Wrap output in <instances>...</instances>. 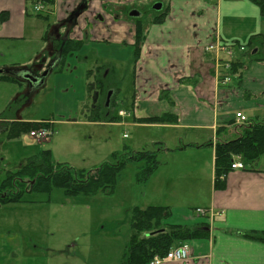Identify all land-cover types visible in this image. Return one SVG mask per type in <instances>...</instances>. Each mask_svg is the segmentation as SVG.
<instances>
[{
	"label": "crops",
	"instance_id": "0c3cea01",
	"mask_svg": "<svg viewBox=\"0 0 264 264\" xmlns=\"http://www.w3.org/2000/svg\"><path fill=\"white\" fill-rule=\"evenodd\" d=\"M39 1L0 0V14L9 13L8 21H0V70L30 67L37 57L38 61H48L53 55H62L49 84L53 80L56 90L71 92L78 83L72 67L91 54V49H97L99 55L108 52L117 63L135 61L133 88L122 99L124 111L133 119L130 125H143L135 121L139 118L173 116L177 123L153 125L171 128L178 135L187 131L192 138L183 144L178 136L174 149L157 142L164 149L159 154L168 160L202 158L207 166L209 188L201 200L188 197L183 203L178 196L174 202L155 205L170 209L165 224L207 233L187 241L191 253L188 260L166 264H264V243L249 238L264 232V154L245 170L231 171L224 189L217 190L214 184L217 142L236 139L243 127L236 113H243L249 121L264 120V51L256 49L250 57L249 50L236 49L234 56L228 57L217 50H204L211 43L238 48L257 35L264 38L261 9L250 0H87L90 10L65 38L67 28L58 29V25L86 0H54L53 12L45 17L35 12ZM157 4L162 5L159 11L153 9ZM133 11L141 13L142 24H146L145 39L139 46L136 35L141 23L130 16ZM226 59L241 62V67L239 72L233 70L231 85L221 86L218 61ZM19 91L16 80L0 78V114ZM120 93L117 87L112 105L121 100ZM85 98L82 94L80 103L85 104ZM107 115L115 117L111 110ZM31 119L28 113L22 118L33 123L54 121ZM4 124L0 119V128ZM191 144L195 146L187 147ZM194 172L191 169L192 179ZM184 174H178L174 181ZM195 208L217 214L203 217Z\"/></svg>",
	"mask_w": 264,
	"mask_h": 264
},
{
	"label": "rangeland",
	"instance_id": "374dc122",
	"mask_svg": "<svg viewBox=\"0 0 264 264\" xmlns=\"http://www.w3.org/2000/svg\"><path fill=\"white\" fill-rule=\"evenodd\" d=\"M91 51L80 58L77 67H72L73 77L78 81L72 89L74 93L56 90L52 80L48 92L37 95L26 111L31 120H54L51 139L37 140L29 131L10 141L7 131L0 128V183L9 171H16L27 159L45 150L52 152L56 163L88 173L104 163H116L115 157H121L128 149L154 151L158 149L157 142L174 149L178 136L183 144H188L192 135L187 131L178 135L176 130L162 125L132 126L133 119H118L125 106L122 99L133 88L135 61L117 63L108 52L99 55L97 49ZM101 65L110 69L104 84L120 87L122 92L121 100L110 108L115 116L111 125L94 119L99 114L105 118L107 108L101 95L97 108L93 109L92 88L98 91L101 88L94 85L98 74L91 75V71ZM82 94L86 97L85 104L80 103ZM242 132L243 127L239 135ZM158 161L160 172L154 173L156 176L148 181V186L137 180L144 164L140 162L126 167L113 194L101 192L93 197L69 198L62 190H56L51 195H28L22 203L1 205L0 264H122L129 251L132 208L174 202L178 196L183 203L188 197L198 201L209 188L205 159L168 160L158 153ZM191 169L196 170L195 179ZM183 172L184 178L174 181Z\"/></svg>",
	"mask_w": 264,
	"mask_h": 264
},
{
	"label": "trees",
	"instance_id": "16d2710c",
	"mask_svg": "<svg viewBox=\"0 0 264 264\" xmlns=\"http://www.w3.org/2000/svg\"><path fill=\"white\" fill-rule=\"evenodd\" d=\"M258 6L264 15V0H250ZM46 8V13L53 12L54 0H42ZM46 14V15H47ZM45 17V15H39ZM48 17V16H46ZM9 13L0 14L2 23L8 21ZM144 19H139L137 26L136 45L139 46L145 39L146 24ZM161 19L158 20L160 22ZM241 45V44H240ZM248 55H251L256 49L264 51V38L260 35L252 37L246 43ZM264 59V58H263ZM232 71L239 72L241 62L232 64ZM105 67H98L96 71H91V75L100 73ZM98 77V75H97ZM2 79L15 81L13 77L0 75ZM103 88V85H99ZM94 88H92V91ZM97 106V105H96ZM10 107V106H9ZM9 107L0 114V119L8 118L7 111ZM97 108V107H96ZM109 109L102 118L100 114L94 118L97 122L107 123L113 120L107 115ZM136 122L142 124H172L178 120L173 116L139 118ZM50 127L48 123H14L8 129V139L16 140L21 134ZM154 151L134 152L129 150L115 157L116 163H104L97 170L77 171L75 168L64 164L56 163L52 157L51 151H45L34 158L29 165L18 172H8L0 183V206L8 204H18L24 201L28 195L45 194L51 195L56 190H62L67 197L87 196L93 197L103 192L113 194L119 182L122 180L123 171L127 166L143 162V166L137 173V180L141 184L148 183L154 173L160 167L158 153L162 149L161 144ZM195 144L188 145L193 147ZM264 154V120H252L243 125V132L234 140L220 141L215 149V179L214 184L217 190L226 187V178L222 177L232 171L233 157L240 156L248 165L257 160ZM42 171L43 174L36 178V172ZM36 179L34 185L31 181ZM28 180V182H27ZM170 216V209L165 206H148L146 208L134 207L131 210L130 218V244L127 258L122 264H150L155 257H164L170 249L185 242L207 236V233L198 228H187L182 226H169L164 224ZM249 238L264 243V232L252 235Z\"/></svg>",
	"mask_w": 264,
	"mask_h": 264
},
{
	"label": "flooded vegetation",
	"instance_id": "af4514ba",
	"mask_svg": "<svg viewBox=\"0 0 264 264\" xmlns=\"http://www.w3.org/2000/svg\"><path fill=\"white\" fill-rule=\"evenodd\" d=\"M134 13H138L137 11H133L132 13H130V16ZM140 16H141V13H139ZM140 16L139 17H135V18H138L140 19ZM132 17V16H131ZM57 56L59 55H53L50 60H40V61H37L35 63L36 66L38 65H42L44 64V68L41 70V73H43L47 67V65L51 62V60H54ZM48 59V58H47ZM104 66V65H103ZM102 66V67H103ZM103 75L102 77H100V73H98V77H97V81L95 82V86L97 85H103V88L100 89V91H96L98 93V98L95 96V93L94 92V99H97L96 102H98V99H99V96L101 97V95H103L104 97V102L107 106V103H108V97L109 95H111L109 97L110 99V104L112 105V102H113V98H114V94L116 93V89H117V86H114V85H110V84H104V81L107 79V76L108 74L110 73V69L108 67H105L103 70ZM16 78V77H15ZM19 79L23 78V74L20 72L18 75H17V79H16V82L17 84L20 85V88H21V91H19L17 93V95L15 96L14 98V101L12 102V104L10 105L9 107V110L7 111V115H8V118L7 119H4L5 121V124L2 125L1 131L3 132H6L8 131V129L11 127L12 124L14 123H25L22 118L24 116V114H26L27 110L29 109L30 106L33 105L34 103V100L35 98L37 97V95L39 94H46L49 90V87H50V84H49V79H47V82L45 84H43V86H39L37 84H33V83H23V82H20ZM25 80V79H24ZM119 81H121L119 79ZM119 84V83H118ZM45 92V93H44ZM108 93V94H107ZM107 94V95H106ZM93 99V100H94ZM96 102L93 101V104H94V108L93 109H96ZM110 107V106H109ZM108 108V107H107ZM23 116H20L22 115ZM47 122H51V121H47ZM47 140V139H46ZM45 151H50V150H45ZM45 151H42L40 152L37 156H35L34 158L38 157V156H41V154ZM52 153V152H51ZM34 158H30V159H27L26 163L25 164H21L20 165V168L17 169L16 171H12L13 173L14 172H17V171H21L24 167H26L27 165H29V163L34 159ZM56 162V161H55ZM10 172V171H9ZM37 176L36 178L40 177L42 173V171H38L36 172ZM36 182V179H34L33 181H31L32 185H34V183Z\"/></svg>",
	"mask_w": 264,
	"mask_h": 264
},
{
	"label": "water",
	"instance_id": "95a60500",
	"mask_svg": "<svg viewBox=\"0 0 264 264\" xmlns=\"http://www.w3.org/2000/svg\"><path fill=\"white\" fill-rule=\"evenodd\" d=\"M162 5L157 4L153 7L154 10L159 11L161 10ZM90 10V3L89 1H85L83 4L77 5L73 11H71L68 14L67 20H63L59 25L58 29L61 27H66V34L65 38L69 36L71 31L74 27L79 26V19L83 16L85 12H88ZM132 17H139V13H134L131 15ZM85 19V18H84ZM87 19V18H86ZM85 19V20H86ZM61 59V55L57 56L54 60H52L46 67L45 71L41 73V70L44 68V64L36 66L33 64L30 67H24V68H6L4 70H0V74L8 75L12 77H16L21 72L23 74V78L18 80L23 83H33L37 84L39 86H43L47 82V79L53 74L55 68L58 66L59 61ZM39 60V57L35 59V63ZM25 79V80H24ZM95 96L98 98V93H95ZM111 95H109L110 97ZM108 97V103L107 107L110 105V99ZM97 99H94V102H96Z\"/></svg>",
	"mask_w": 264,
	"mask_h": 264
},
{
	"label": "built area",
	"instance_id": "2783aa9c",
	"mask_svg": "<svg viewBox=\"0 0 264 264\" xmlns=\"http://www.w3.org/2000/svg\"><path fill=\"white\" fill-rule=\"evenodd\" d=\"M210 1H214V0H210ZM43 7H38L37 10L40 11L42 10ZM215 48L219 51H223L226 52L227 54L231 55L232 51L226 47H219L216 45H210L209 47L206 48L207 51H212L215 50ZM243 49V48H242ZM224 67L226 69L229 68V64H225ZM231 82V79L229 76H223L221 77V81L220 83L223 85H227ZM121 115H124V112H120ZM236 118L238 120V122L240 123H246L247 122V118L242 114V113H237L236 114ZM34 136L38 139H46L48 136H50V132L48 130H41L39 132H33ZM233 169H244L245 166L243 163L241 162H236L232 165ZM197 213L201 214V215H205L206 214V210L204 209H197ZM190 255V248L188 245L184 244L181 245L179 247L173 248L171 249L164 257H155L153 259V261L151 262V264H164V263H170V262H181V261H185L189 258Z\"/></svg>",
	"mask_w": 264,
	"mask_h": 264
}]
</instances>
